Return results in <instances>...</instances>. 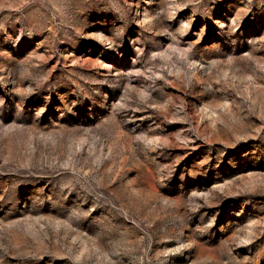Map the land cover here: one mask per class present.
Returning a JSON list of instances; mask_svg holds the SVG:
<instances>
[{
  "label": "rangeland",
  "instance_id": "rangeland-1",
  "mask_svg": "<svg viewBox=\"0 0 264 264\" xmlns=\"http://www.w3.org/2000/svg\"><path fill=\"white\" fill-rule=\"evenodd\" d=\"M0 264H264V0H0Z\"/></svg>",
  "mask_w": 264,
  "mask_h": 264
}]
</instances>
